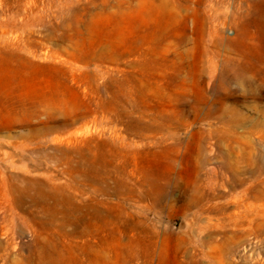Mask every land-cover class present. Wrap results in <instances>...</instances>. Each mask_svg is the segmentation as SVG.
<instances>
[{
    "label": "rangeland",
    "instance_id": "obj_1",
    "mask_svg": "<svg viewBox=\"0 0 264 264\" xmlns=\"http://www.w3.org/2000/svg\"><path fill=\"white\" fill-rule=\"evenodd\" d=\"M0 264H264V0H0Z\"/></svg>",
    "mask_w": 264,
    "mask_h": 264
},
{
    "label": "bare ground",
    "instance_id": "obj_2",
    "mask_svg": "<svg viewBox=\"0 0 264 264\" xmlns=\"http://www.w3.org/2000/svg\"><path fill=\"white\" fill-rule=\"evenodd\" d=\"M259 171H261V167L258 169ZM188 227V222H186L185 220H183L180 224V228L182 230L186 229Z\"/></svg>",
    "mask_w": 264,
    "mask_h": 264
}]
</instances>
